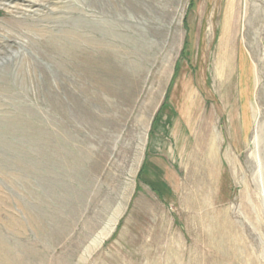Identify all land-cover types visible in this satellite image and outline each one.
I'll list each match as a JSON object with an SVG mask.
<instances>
[{
    "label": "rangeland",
    "instance_id": "1",
    "mask_svg": "<svg viewBox=\"0 0 264 264\" xmlns=\"http://www.w3.org/2000/svg\"><path fill=\"white\" fill-rule=\"evenodd\" d=\"M0 264H264V0H0Z\"/></svg>",
    "mask_w": 264,
    "mask_h": 264
}]
</instances>
